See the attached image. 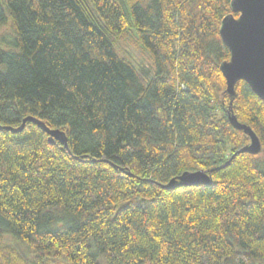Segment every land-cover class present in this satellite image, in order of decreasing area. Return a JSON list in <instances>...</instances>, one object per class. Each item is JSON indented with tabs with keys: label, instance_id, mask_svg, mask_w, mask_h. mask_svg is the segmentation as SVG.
<instances>
[{
	"label": "trees",
	"instance_id": "16d2710c",
	"mask_svg": "<svg viewBox=\"0 0 264 264\" xmlns=\"http://www.w3.org/2000/svg\"><path fill=\"white\" fill-rule=\"evenodd\" d=\"M232 1L0 0V264H264V101L220 71ZM232 114L259 154L229 160Z\"/></svg>",
	"mask_w": 264,
	"mask_h": 264
},
{
	"label": "water",
	"instance_id": "95a60500",
	"mask_svg": "<svg viewBox=\"0 0 264 264\" xmlns=\"http://www.w3.org/2000/svg\"><path fill=\"white\" fill-rule=\"evenodd\" d=\"M231 9L239 14L238 18L228 15L222 20L220 27L221 39L231 53L230 61L220 67L227 83V91L233 95L235 84L242 80L264 101V0H233ZM27 120L45 130L51 144L59 141L66 145L64 133L49 131L43 123L32 118ZM229 121L234 129L242 130L250 139V143L235 152L229 160L240 153L259 154L261 144L251 129L240 124L232 115L229 116ZM210 173L211 171L185 172L164 188L171 189L176 183L182 186L211 185Z\"/></svg>",
	"mask_w": 264,
	"mask_h": 264
},
{
	"label": "rangeland",
	"instance_id": "374dc122",
	"mask_svg": "<svg viewBox=\"0 0 264 264\" xmlns=\"http://www.w3.org/2000/svg\"><path fill=\"white\" fill-rule=\"evenodd\" d=\"M6 32H7L6 27H0V35ZM125 47L127 48V49L125 48L127 55L130 56L132 60L137 64L142 79L148 80L151 77L153 70H152L151 62L149 58L147 57V55L142 50H140L138 47H135L133 45H125ZM225 83H226V80H225ZM226 92L229 95V97H233L235 94V89H234V94L230 95L227 91V83H226ZM230 105H231V102H230ZM233 115L234 114H232V116ZM4 241H6L7 243L12 242L10 238H4Z\"/></svg>",
	"mask_w": 264,
	"mask_h": 264
}]
</instances>
